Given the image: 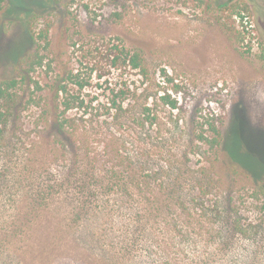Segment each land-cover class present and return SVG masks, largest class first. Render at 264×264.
<instances>
[{
	"label": "rangeland",
	"instance_id": "1",
	"mask_svg": "<svg viewBox=\"0 0 264 264\" xmlns=\"http://www.w3.org/2000/svg\"><path fill=\"white\" fill-rule=\"evenodd\" d=\"M0 1V83L17 79L9 90L13 99L1 101L9 114L0 135V168H51L64 175L63 165L81 166L89 156L96 170L109 173L142 177L163 169L170 182L176 180L185 204L196 207L200 196L205 207L184 237L165 235L175 242L170 250L180 251L175 260L157 246L163 224L175 223L178 215L165 207L173 193L162 192L160 204L137 206L130 195L114 194L104 208L109 215L73 216L66 223L61 201L43 214L37 231L9 245L0 264H264V177L253 182L247 176L264 174L261 9L250 0ZM245 15L254 26L243 32L238 20ZM120 50L122 59L139 52L147 71L123 61L114 66ZM59 83L85 99L93 121L101 113L98 106L130 89L125 105L146 101L158 113L161 132L138 121L106 124L89 133L92 149L105 147L103 155H54L56 127L39 114L50 85ZM212 123L219 142L198 139L194 129L211 137ZM119 133L123 152L115 155L110 151ZM82 139L75 143L72 136L67 149L84 152L86 146L76 145ZM158 204L163 216H155Z\"/></svg>",
	"mask_w": 264,
	"mask_h": 264
},
{
	"label": "trees",
	"instance_id": "2",
	"mask_svg": "<svg viewBox=\"0 0 264 264\" xmlns=\"http://www.w3.org/2000/svg\"><path fill=\"white\" fill-rule=\"evenodd\" d=\"M122 53V50L119 53H115L114 66L123 61L131 68H140L143 73L147 71V66L139 52H135L133 55H126L123 59ZM76 83L79 86H83L81 82L77 81ZM16 84L17 79L2 80L0 83V135H3V127H6L5 123L9 114L8 110L1 106V101L6 100L5 102H9L13 99L9 90ZM50 88L51 94L45 99L44 103H41V101L35 102L37 104L41 103L40 106L43 109L39 117L46 118L47 121L51 117L52 125L56 127L60 146L57 147L56 144L58 142L53 143L50 150L54 155H103L105 147L92 149L91 143H93V139L90 138L89 133L91 129H95L97 126L104 128L106 124L108 127H115L118 123L138 121L143 128L147 125L149 127L154 126L153 130L157 129L156 131L161 132V128L157 127L158 113L154 112L146 101L125 105L128 94L131 92L130 89L115 94L114 97L108 98L104 105L98 106L97 110H101V113L99 118H94L95 120L93 121V113L86 115L89 111L83 97L69 93V89L65 84H51ZM166 102L170 104L172 109L177 108V103L174 100L166 97ZM73 110L77 114L80 113V115H72L70 112ZM132 116L133 118H131ZM155 123L156 125H154ZM209 130L212 133L211 137L202 130L197 133V129H194V132L200 140L211 142L212 144L218 143L221 136L218 127L212 123L209 126ZM72 136L75 137V143L78 141V137H82L80 144H76L77 149L78 146H80V149H82V146H86L87 151L75 153V149H67L66 141H69ZM116 139V146L110 153L114 152L115 155H120L123 151L117 144L120 141H124L125 138L123 134L119 133ZM38 145L41 146L42 143L39 142ZM44 145H49V143H43L42 146ZM85 160L81 166H79L80 163L78 165L70 163L63 165L64 169L62 170L66 171L64 175L60 174L61 171L58 173L51 168H47L46 171H43L42 168H33L28 173H13L8 171L7 167L0 168V256L21 235L37 231L35 226H39V221L43 214H47L46 212L52 213L55 209L53 205L61 201L65 203L67 209L65 212L62 210L61 215L63 216L60 218H63L66 223V221L74 220L73 216H79V220H82L85 216L96 218L101 216V214L109 215L104 212V208L108 206L110 197L114 194L123 197L130 195L135 199L132 202L133 206H137L140 201H143V203L148 201L150 204L153 203L155 205L156 203L160 204L159 196L163 195L162 192L167 191L169 194L173 193L174 195L165 207H172L178 215L175 217V223L163 224L167 227H164L162 235L158 237L157 246L160 252L167 253L171 259L179 260L180 251L170 250V246L175 242L169 237H165V235L173 232L178 238H181L186 235L191 226H196L195 222L202 216L201 213L205 209L200 196L195 199L196 207L185 204L183 193L175 187L176 180L173 182L168 180L170 177L168 170L164 171L162 169L160 171L156 169L153 173L148 172L140 177L139 174L136 175L130 172L119 173L112 171L109 173L108 169L96 170L92 157L88 156ZM43 164L45 165V162ZM231 170L238 171L235 166H231ZM247 176L254 182L264 177V174L255 175L247 171ZM11 178L14 180V186L9 184L12 180ZM24 180L26 181L23 188L22 182ZM199 185L201 186L202 184L199 183ZM56 186L60 188V191L59 189L55 191ZM202 192L200 188L197 194L201 195ZM149 194L150 196H148ZM8 201H12V203ZM126 202L128 203V201ZM159 204L154 209H157L155 216H163L165 214V208L159 207ZM58 230L61 231L60 229ZM46 233L49 234L50 231Z\"/></svg>",
	"mask_w": 264,
	"mask_h": 264
},
{
	"label": "built area",
	"instance_id": "3",
	"mask_svg": "<svg viewBox=\"0 0 264 264\" xmlns=\"http://www.w3.org/2000/svg\"><path fill=\"white\" fill-rule=\"evenodd\" d=\"M242 22V23H241ZM238 23H241L240 27L243 30V32L247 31V30H251V28H253L254 24L252 19L249 17V15H245L243 17V21L238 20Z\"/></svg>",
	"mask_w": 264,
	"mask_h": 264
},
{
	"label": "flooded vegetation",
	"instance_id": "4",
	"mask_svg": "<svg viewBox=\"0 0 264 264\" xmlns=\"http://www.w3.org/2000/svg\"><path fill=\"white\" fill-rule=\"evenodd\" d=\"M254 3V8L256 10L261 9L264 13V0H250Z\"/></svg>",
	"mask_w": 264,
	"mask_h": 264
}]
</instances>
